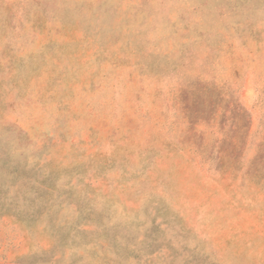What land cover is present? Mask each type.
Segmentation results:
<instances>
[{
	"label": "rangeland",
	"instance_id": "rangeland-1",
	"mask_svg": "<svg viewBox=\"0 0 264 264\" xmlns=\"http://www.w3.org/2000/svg\"><path fill=\"white\" fill-rule=\"evenodd\" d=\"M0 264H264V0H0Z\"/></svg>",
	"mask_w": 264,
	"mask_h": 264
}]
</instances>
